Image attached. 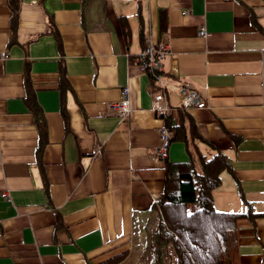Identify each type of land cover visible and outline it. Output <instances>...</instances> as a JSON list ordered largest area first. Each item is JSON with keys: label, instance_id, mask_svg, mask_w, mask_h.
I'll list each match as a JSON object with an SVG mask.
<instances>
[{"label": "crops", "instance_id": "obj_1", "mask_svg": "<svg viewBox=\"0 0 264 264\" xmlns=\"http://www.w3.org/2000/svg\"><path fill=\"white\" fill-rule=\"evenodd\" d=\"M11 16L0 0V264H151L159 219L194 208L158 204L167 167L199 153L229 163L208 217L220 264H264V0H18ZM147 45L166 46L160 70L140 68ZM123 87L125 119L107 114ZM161 264L191 262L174 240Z\"/></svg>", "mask_w": 264, "mask_h": 264}, {"label": "trees", "instance_id": "obj_2", "mask_svg": "<svg viewBox=\"0 0 264 264\" xmlns=\"http://www.w3.org/2000/svg\"><path fill=\"white\" fill-rule=\"evenodd\" d=\"M12 22L16 20L18 0H9ZM173 131L172 139L185 141V132L181 124H169ZM197 136L194 133V137ZM198 168L191 159L186 172H178L175 167H167L164 190L158 204H192L193 210L180 220L168 224L159 219L152 235L154 256L151 264H161L163 249L177 240L183 254L191 264H220L224 242L220 235L208 225V217L213 211L212 192L219 186L220 174L229 163L221 153L206 157L197 154ZM181 250V249H180Z\"/></svg>", "mask_w": 264, "mask_h": 264}, {"label": "built area", "instance_id": "obj_3", "mask_svg": "<svg viewBox=\"0 0 264 264\" xmlns=\"http://www.w3.org/2000/svg\"><path fill=\"white\" fill-rule=\"evenodd\" d=\"M200 36L204 37L206 35L204 27H200L199 33ZM167 48L164 45L154 47L147 45L143 50L138 54V64L140 68L144 71L150 70H160L162 68V61L164 54ZM4 56V55H3ZM179 94L182 98L181 104L182 107H197L203 108L204 103L198 97V95L187 86H181L179 88ZM153 108L162 115L167 114L169 107L162 102V96L157 95L153 102ZM130 113V106L128 100V88L123 87L121 90V99L118 102L110 103L107 105V114L115 115L122 119H125ZM157 134L159 137V145L155 148L147 151V154L152 156V158L163 162L167 157V150L170 140V132L165 126H162L157 129ZM5 197V195H2Z\"/></svg>", "mask_w": 264, "mask_h": 264}]
</instances>
